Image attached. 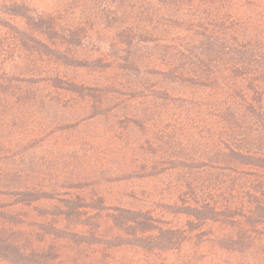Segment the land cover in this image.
<instances>
[{
    "label": "trees",
    "instance_id": "1",
    "mask_svg": "<svg viewBox=\"0 0 264 264\" xmlns=\"http://www.w3.org/2000/svg\"><path fill=\"white\" fill-rule=\"evenodd\" d=\"M0 199V264H264V0H0Z\"/></svg>",
    "mask_w": 264,
    "mask_h": 264
},
{
    "label": "rangeland",
    "instance_id": "2",
    "mask_svg": "<svg viewBox=\"0 0 264 264\" xmlns=\"http://www.w3.org/2000/svg\"><path fill=\"white\" fill-rule=\"evenodd\" d=\"M75 76H77V77H79V78H83L82 76H83V71L82 70H76V72H75ZM77 134H78V129H76V130H72V129H70L68 132H67V136L68 137H70L71 139H73V138H75V136H77ZM79 146V149H80V146H82V145H75V144H72V145H70L68 148L69 149H74V148H76V147H78ZM80 151H82V150H80ZM117 185L116 184H113L112 185V188H115V190H122V189H124L126 186L125 185H119L121 188H119V187H116ZM0 200H2V199H0ZM109 202L110 203H112V202H115L114 200H109ZM13 210L14 211H18V212H21V213H23V214H27V215H33L32 214V212L28 209V208H21V207H16V208H13ZM184 220H185V218L184 217H182L181 219H180V221L181 222H184ZM180 257L176 254V253H170V254H166V253H164V254H162V255H160V256H158L157 258H155V263L154 264H176V263H174V262H178V259H179Z\"/></svg>",
    "mask_w": 264,
    "mask_h": 264
}]
</instances>
